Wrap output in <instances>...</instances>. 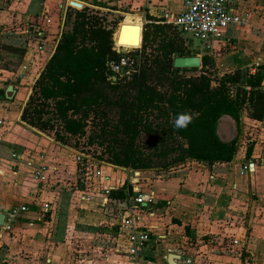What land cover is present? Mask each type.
I'll return each instance as SVG.
<instances>
[{"label":"crops","instance_id":"crops-1","mask_svg":"<svg viewBox=\"0 0 264 264\" xmlns=\"http://www.w3.org/2000/svg\"><path fill=\"white\" fill-rule=\"evenodd\" d=\"M78 1L109 12L107 17L127 4L165 20L183 9V0ZM67 3L7 0L0 7V45L6 53L0 58V212L25 206L8 229H0V264H67L73 244L80 252L77 264H168V253L176 255L174 264L183 258L191 264H264L263 119L242 111L232 160H187L157 173L107 165L87 153L77 160L75 149L20 121L31 84L64 28L65 12L76 10ZM228 5L244 21L228 26L204 54L212 57L217 74L235 73L239 80L260 67L264 72V0H228ZM7 85L13 92L6 93ZM37 170L41 176L34 179ZM122 185L131 187L130 195L134 190L149 195L136 221L149 240L135 258L126 252L118 223L128 197L104 193ZM96 231L117 242L95 246Z\"/></svg>","mask_w":264,"mask_h":264},{"label":"trees","instance_id":"trees-1","mask_svg":"<svg viewBox=\"0 0 264 264\" xmlns=\"http://www.w3.org/2000/svg\"><path fill=\"white\" fill-rule=\"evenodd\" d=\"M108 13L87 6L65 12L69 27L60 31L33 80L20 121L61 146L85 137L82 145L102 147L105 157L97 159L130 171H166L187 160H232L242 111L254 120L264 117L263 67L237 80L235 73L217 74L212 57L202 54L198 69L174 68V56L196 52L174 25L145 11L141 42L132 51L136 71L127 81L110 83L105 63L119 56L114 47H119L121 24L108 20ZM189 110L196 118L187 128H174L173 119ZM250 151L248 145L245 157ZM130 194L131 187L122 185L110 189L108 197Z\"/></svg>","mask_w":264,"mask_h":264},{"label":"built area","instance_id":"built-area-1","mask_svg":"<svg viewBox=\"0 0 264 264\" xmlns=\"http://www.w3.org/2000/svg\"><path fill=\"white\" fill-rule=\"evenodd\" d=\"M6 3L7 0H0V7L5 6ZM182 4L183 9L181 12L172 15L167 20L163 19V21L174 25L186 44L195 41L200 47L199 50L203 53H209L213 50L228 26L240 24L244 21L243 17L229 8L228 0H183ZM67 6L77 10L68 3ZM93 8L99 9L97 6H93ZM114 50L119 56L115 60L106 61V79L110 83L127 81L136 71V60L132 54L133 48L119 51L118 48L114 47ZM248 74L251 73L248 72ZM73 152L77 160L84 154L77 149ZM242 170L248 172V166H243ZM40 176V170L33 172L32 177L34 179H38ZM108 192V189L104 190L105 194ZM148 201L149 195L145 191L134 190L133 194L128 196L126 208L119 217L118 223L126 244V252L134 258L141 254L149 240L148 232L141 229L136 223L138 211L144 210ZM23 211H25L23 205L12 206L4 211V220L3 224L0 225V229H8L9 222ZM233 242L236 243L235 240ZM179 262L180 264H191L188 258H183Z\"/></svg>","mask_w":264,"mask_h":264},{"label":"rangeland","instance_id":"rangeland-1","mask_svg":"<svg viewBox=\"0 0 264 264\" xmlns=\"http://www.w3.org/2000/svg\"><path fill=\"white\" fill-rule=\"evenodd\" d=\"M8 2H9V0H8ZM119 10H120V12H112V13H110L109 16H108V20H119V22L122 23V18L124 17V15L126 13L127 14H135V15H137V16L140 17L139 24H140V26L142 25V23H143V17H142V14H139V13H143L142 12L143 11L142 6L136 5V4H134V5L127 4V5H124V6L122 5V7H120ZM137 16L134 17V18H131L132 22L138 21L139 18ZM125 19H126V17H125ZM119 22L114 26V32H115V30H116ZM135 23L137 24V22H135ZM68 27H69V24L66 22L64 24V28L63 29H67ZM112 39L114 41V35L113 34H112ZM2 46H3V44L0 45V48ZM189 46H190V48H192V50H194L196 52V54H194V55H197V56L201 57V55L204 54L203 52H201V50H199L200 47L196 44L195 41H194V43L189 44ZM131 48H133V47H131ZM129 49H130V47H126V49L118 48L119 51H121V50H129ZM5 54L6 53H5L4 47H2L1 50H0V58L2 56H4ZM14 58H17V57H14ZM8 66L11 67L10 65H6L5 67H8ZM12 68L14 69V66ZM196 69H198V68H196ZM109 116L110 117L112 116L111 113H109ZM89 128H91L90 125H88L86 127L87 130H89ZM144 138H145L144 136H141L140 137L141 142H144L145 141ZM84 140H85V137L84 138L83 137L82 138L79 137V139H76L75 140L76 141V143H75L74 139H69L68 140V144H69V146H73V144H76V146H74L75 149H77V150H79L81 152L82 151H85L84 153L89 154L96 161L102 162L101 160H99V159L96 158V156H99V155L101 156V158H104L105 157V154H103L102 151H101L102 150V147H98V146L96 147L95 145H93V146H84V145H82V142ZM102 163H105V162H102ZM107 165H109V164H107ZM155 172L157 173L158 171H155ZM94 236L96 237V240L94 242V245L95 246H98L100 248L111 247L112 244H113V243H111V241H113L114 243L117 242L116 239L111 240V237L108 238L107 235H104V234H102L101 232H98V231L95 232V235ZM118 246L120 247V244H118ZM75 249H77V246H75L73 244V246L69 249L68 254H67V256H68V258H67L68 259L67 264H77L76 263V260L79 259L77 257V254H79L80 252H76ZM87 250L88 249H86L85 251H81V253H83V252L86 253V252H88ZM99 251H101V250H99ZM96 252L97 251H94V254H96ZM66 253H67V251H66Z\"/></svg>","mask_w":264,"mask_h":264},{"label":"water","instance_id":"water-1","mask_svg":"<svg viewBox=\"0 0 264 264\" xmlns=\"http://www.w3.org/2000/svg\"><path fill=\"white\" fill-rule=\"evenodd\" d=\"M68 4L80 9L82 7L81 2H79L78 0H68ZM141 28L142 25L140 26V37H139V43L138 46L140 45L141 42ZM119 35L117 36V40L119 39ZM172 67L174 68H180V69H195V68H199L200 67V57L197 55H192V56H174L172 58ZM6 93L7 92H13L12 90V86L11 85H7L6 87ZM263 121H264V117H263ZM3 220H4V213L0 212V225L3 224ZM176 257L175 254L173 253H168L166 260L168 264H174L173 260Z\"/></svg>","mask_w":264,"mask_h":264},{"label":"bare ground","instance_id":"bare-ground-1","mask_svg":"<svg viewBox=\"0 0 264 264\" xmlns=\"http://www.w3.org/2000/svg\"><path fill=\"white\" fill-rule=\"evenodd\" d=\"M126 17V19H125ZM131 18H134L132 14H125L122 18V23L119 32V47L126 49V47H137L140 37V24L132 22Z\"/></svg>","mask_w":264,"mask_h":264},{"label":"clouds","instance_id":"clouds-1","mask_svg":"<svg viewBox=\"0 0 264 264\" xmlns=\"http://www.w3.org/2000/svg\"><path fill=\"white\" fill-rule=\"evenodd\" d=\"M196 113L189 111H184L179 113L172 121L173 127L176 129L187 128L188 125L196 118Z\"/></svg>","mask_w":264,"mask_h":264}]
</instances>
